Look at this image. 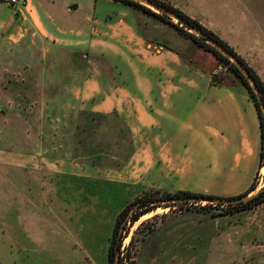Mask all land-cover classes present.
Returning a JSON list of instances; mask_svg holds the SVG:
<instances>
[{
    "label": "rangeland",
    "instance_id": "rangeland-1",
    "mask_svg": "<svg viewBox=\"0 0 264 264\" xmlns=\"http://www.w3.org/2000/svg\"><path fill=\"white\" fill-rule=\"evenodd\" d=\"M138 14L128 16L139 28L136 37L134 29L130 36L121 33L118 17L110 15L109 51L88 60L87 83L97 95L83 100L73 140L52 142L62 156L0 154V227L13 242L0 235V264H107L115 222L126 206L164 193L220 190L204 186L213 184L208 175L189 171L199 166L174 155L173 135L166 138L160 123L151 125L149 102H138L151 83L165 80L152 73L151 61L152 46L166 38L151 28L158 20L145 15V22ZM248 62L264 77V59ZM13 89L26 94L17 82ZM123 90L133 99H123ZM254 182L264 187V149ZM156 204L131 223L134 206L118 226V264L123 245L128 264H264V205L223 215L226 206L205 213L198 208L207 203Z\"/></svg>",
    "mask_w": 264,
    "mask_h": 264
},
{
    "label": "crops",
    "instance_id": "crops-1",
    "mask_svg": "<svg viewBox=\"0 0 264 264\" xmlns=\"http://www.w3.org/2000/svg\"><path fill=\"white\" fill-rule=\"evenodd\" d=\"M24 1L10 7L0 0V154L62 156L52 142L73 140L83 100L97 95L98 88L87 83L88 60L109 51L110 15L118 17L121 33L130 36L134 29L136 37L139 28L128 16L140 13L147 22V14L113 0ZM167 2L217 34L256 72L248 61L264 59V0ZM158 22L151 28L166 38L152 46L151 69L165 80L151 83L138 102H149L151 125L160 123L166 138L173 135L174 155L199 166L189 171L208 175L213 184L204 186L220 189L195 194L240 197L263 157L257 110L233 75H227L228 84L211 83L216 63L210 54ZM14 82L26 94L15 95ZM129 91L123 90V99H133ZM0 235L13 244L2 227Z\"/></svg>",
    "mask_w": 264,
    "mask_h": 264
},
{
    "label": "trees",
    "instance_id": "trees-1",
    "mask_svg": "<svg viewBox=\"0 0 264 264\" xmlns=\"http://www.w3.org/2000/svg\"><path fill=\"white\" fill-rule=\"evenodd\" d=\"M113 1L122 3V4L127 5V6H130L135 10L141 11V12L159 20L162 23H165V24L171 26L181 36L188 39L191 43H193L194 45H196L197 47L202 49L204 52L210 54L216 63L214 70L211 72L212 74L219 67L225 68V72H219V73L211 75V83L212 84H214V85L228 84V82L225 81L227 79V75L228 76L233 75L244 86V88L246 89L247 94L249 96V99L253 102V104L257 110V114H258V118H259V122H260V127H261L262 139L264 141V126H263L262 116H261V113L259 111L255 96H254L251 88L249 87L247 81L245 80V78L241 75V73L238 71V69L232 63H230L229 60H227L225 57L220 55L215 49H213L211 46L207 45L205 42L201 41L200 39H198L194 35L186 32L184 29L174 25L170 21V19L168 17L164 16L163 14L154 13L153 11L148 9L147 7L142 6L138 3H135V2L130 1V0H113ZM151 1L156 3V4L163 6L166 9L173 11L179 18H181L186 23L187 26L192 27L196 30L198 29V30L203 31L204 33L209 35L213 40L217 41L220 45H222L231 54H233L244 65V67L248 70L249 74L254 78V80H255L258 88H259L263 102H264V83L261 81V79L257 75V73L246 63V61L241 56H239L235 52V50L228 43L223 41L214 32L203 27L197 20L190 18L189 16L184 14L179 9L174 8L166 0H151ZM187 26H184V27L187 28ZM261 163H262V157H261ZM256 187H257L256 182H253L252 185L247 190V192L242 196L248 195L249 193L254 191L256 189ZM195 196L212 197V196H207V195H202V194H195V193H191L188 191H176L173 193H164V196L161 198L140 199L136 203H133L132 205L126 206L119 213V215L117 216L116 222H115L114 230L112 232V236H111V240H110V246L108 248L107 264H114L115 255H116L115 253L120 247L119 242L121 243V241L119 240V234L117 231L118 226L122 222L127 221L128 213L130 212L131 209H133L134 206H135V209H134V211L132 213V217L130 219V222L132 221L131 223L136 222L142 215L156 209L159 205H157V204L152 205L154 203L165 202L166 204H173V206H174V205L180 204V202H182V200L185 198L195 197ZM169 202H171V203H169ZM187 203H190V202H187ZM262 205H264V190L262 192H260L256 197H254L253 199H251L250 201H248L246 203L226 206L224 209L221 208L220 210L223 213V215H233V214H236V213L242 212V211H251V210H253L259 206H262ZM212 206L213 205L208 204L206 207H199L198 209L202 212L209 213L210 209L213 208ZM216 206L220 207V205H216Z\"/></svg>",
    "mask_w": 264,
    "mask_h": 264
},
{
    "label": "water",
    "instance_id": "water-1",
    "mask_svg": "<svg viewBox=\"0 0 264 264\" xmlns=\"http://www.w3.org/2000/svg\"><path fill=\"white\" fill-rule=\"evenodd\" d=\"M135 3H138L142 6H146L147 8H151L155 10L158 14H163L164 16L168 17L169 19H173L176 22H178L179 26H182V28L200 39L201 41L205 42L207 45L211 46L213 49H215L220 55L225 57L227 60L230 61L241 73V75L245 78L247 81L249 87L251 88L256 102L258 104L259 111L262 116V121H263V126H264V102L261 97L259 88L254 80V78L249 74L248 70L244 67V65L233 55L231 54L228 50H226L222 45H220L217 41L213 40L209 35L204 33L201 30H196L192 27H189L186 25V23L179 18L173 11L164 8L163 6L156 4L152 2L151 0H130ZM177 25V26H178ZM184 26H187L185 28ZM264 190V187L261 189H255L251 193H249L246 196H240L237 198H232V199H222V198H217V197H205V196H195V197H189L185 198L182 200V202H190V203H207L209 205H220V206H231V205H238L241 203H246L256 197L260 192ZM114 264H118V261L115 260Z\"/></svg>",
    "mask_w": 264,
    "mask_h": 264
},
{
    "label": "built area",
    "instance_id": "built-area-1",
    "mask_svg": "<svg viewBox=\"0 0 264 264\" xmlns=\"http://www.w3.org/2000/svg\"><path fill=\"white\" fill-rule=\"evenodd\" d=\"M2 1L5 2V3H7L11 7H16L19 4H21V5H24L25 4V1L24 0H2ZM219 72H225V68L219 67L217 70H215L213 72V74H216V73H219ZM126 251H127V245H126V247H125V245H123L120 248L121 264H128V261H127L126 256H125Z\"/></svg>",
    "mask_w": 264,
    "mask_h": 264
}]
</instances>
